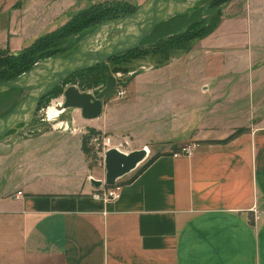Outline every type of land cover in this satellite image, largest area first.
I'll return each mask as SVG.
<instances>
[{"label":"crops","instance_id":"obj_1","mask_svg":"<svg viewBox=\"0 0 264 264\" xmlns=\"http://www.w3.org/2000/svg\"><path fill=\"white\" fill-rule=\"evenodd\" d=\"M84 1L0 0V48L29 44ZM218 9L204 36L166 59L140 58L117 96L126 116L112 119L114 101L103 99L97 121H82L87 132L134 135L146 160L155 155L124 175L118 198L91 194L85 130L29 139L27 159L0 154V264H264V0ZM238 127L247 129L222 140ZM58 140L77 178L53 177ZM182 143L191 152L173 155Z\"/></svg>","mask_w":264,"mask_h":264},{"label":"water","instance_id":"obj_2","mask_svg":"<svg viewBox=\"0 0 264 264\" xmlns=\"http://www.w3.org/2000/svg\"><path fill=\"white\" fill-rule=\"evenodd\" d=\"M199 1L144 0L129 13L100 21L66 54L38 60L15 77L1 81L0 92L21 88L25 93L9 111L0 116V141L24 129L32 120L41 99L70 74L102 63L118 52L137 47L155 24L193 7ZM143 69L144 66L132 70L125 80L109 73L103 86L96 91L80 90L75 84L66 85L62 107L80 108L83 117H96L102 112L103 99L115 92L116 85L125 86ZM67 124L70 126L71 121ZM146 155L145 146L128 151L108 147L103 155V179L91 177L90 180L95 185L112 184L118 177L134 169Z\"/></svg>","mask_w":264,"mask_h":264},{"label":"rangeland","instance_id":"obj_3","mask_svg":"<svg viewBox=\"0 0 264 264\" xmlns=\"http://www.w3.org/2000/svg\"><path fill=\"white\" fill-rule=\"evenodd\" d=\"M115 1L117 0H85L84 1L85 3L83 6L79 8L74 7L69 12L68 18H70L75 13H77L78 10L83 9L91 5L92 3L100 2L99 4H96V5H93V6H90L84 9L85 11L83 10L82 12H79L78 14H76L77 16L75 15L72 18V20H75L77 18L85 20L96 10H102V9H107V8L112 7L113 5L111 6H108V5ZM130 3L134 4L135 6L139 5V4H136L135 2H130ZM219 6L221 5H218V7ZM189 11L190 9L187 10V12ZM179 20L180 19H175V20L171 19L170 21H166V22L167 23L175 22L174 24H178ZM171 26L165 28V30L168 29L167 31L165 30L162 31L164 29V26L160 25L157 28H155L153 31L151 30L149 34L152 37L154 34H158L159 32V33H165L166 36H169L171 34H174L171 28L172 29L176 28V27H171ZM92 28L91 27L85 28L82 31H79L69 36L56 37L52 39L43 48L38 47L39 43H34L33 45L29 46V44L33 42L34 40L33 39L29 44L21 47L18 50H23L25 51V53H31L35 58L45 55V54H51V55L58 54V53H61L62 50L69 45V43L74 41V39H76L77 37L81 38L84 34H86ZM147 44L148 42L146 43L142 42L140 45L138 44L139 45L138 47L144 48ZM11 52L12 51L10 49L0 50V82L8 78H11L13 74H15L17 71L20 70V65L16 64V62L13 63V61L17 60V58H14L11 55ZM131 54L132 52L123 53L119 56L114 57L113 59H109L105 61L102 65L95 66L92 69L85 70V71H77L75 74H73L67 79L66 83L61 81L62 84L57 90H55L54 92L55 94L51 93L50 95H46L41 99L36 109V112L34 116L32 117V120L28 123V125L24 129L0 141V154L5 156V161L9 163V162H13L15 158L17 159L25 158L23 152L26 151L29 148V146H32L35 144V143L28 142V140L31 138H39L43 136L49 137L52 135H59L60 137H62L64 136L63 134H67V133L69 134L71 133L72 130L74 131L76 130L75 133L78 135L84 134L83 130H85L84 131L86 132L85 136L88 138L89 133L86 131V128L82 127V130H81V128L79 127H81L82 121L89 122V123L94 122V121H97V117L85 118L81 115L80 109L78 108H72V107L63 108L62 107L63 98H64L63 93H62L63 87L66 84L67 85L75 84L78 86L80 90L96 91V90H99L103 86L106 75L109 73H114L118 78L125 80L127 76L129 75L130 71H132V68L140 67L139 65L141 63L140 62L141 57L131 58ZM258 65L259 64L257 63V66ZM143 66L144 65H142V67ZM121 86L122 85L118 83L116 85V88L121 87ZM122 87L125 89L126 88L128 89L127 86H122ZM256 90L260 91L259 87H256ZM24 93H25L24 89H21V90L10 89L4 92H0V116L6 113L7 111H9L13 107L15 102H17L24 95ZM117 96H120V94L117 95L116 92H112L108 97L104 98L105 101H109L110 99L111 101L112 100L114 101L112 102V105H111L112 111H113L112 119L122 117L124 115L126 116V114L128 113L127 109L119 108L118 106L120 104L122 106V102L126 98L117 97ZM50 108L57 109V113H56L57 119L55 120L47 119V111ZM60 109L63 112L59 115ZM99 118L101 117H98V119ZM68 121H71L72 124L74 123V125L68 126L67 124ZM94 133H97L98 136H100V138L107 134L111 135V143L113 144H118L123 138H127L129 145H126V146L121 145L120 147L123 150H130L133 148L144 146V143L139 142L138 137L134 135L123 134V133L118 134V133L102 131V130L100 131L98 130V132H94ZM178 138L179 137H176V139ZM176 139L173 141H176ZM146 144L150 145L148 143ZM54 146L60 147L62 149L63 154L61 151H59L58 152L59 156L55 157L54 159L56 163L52 164V166H55L56 168L55 172L61 173V175H57L55 173V176L53 177L64 179V180L65 179L72 180L76 177L75 176L76 174H81V172L78 171L79 164H77V162H75L73 159L71 160V157L69 159L64 160V158H67L66 155H68V153L65 151L64 148H62V146H64V143L62 142V140L61 141L58 140V143L54 144ZM86 146L88 147V153L86 154V163L89 168L88 172L95 177L103 179L104 171H105L104 161H103V144L100 142L97 145V147H95L94 143H89V144L86 143ZM150 154L151 153H149L147 156H149ZM147 156L145 157V159L139 162L138 165L134 169L126 173L125 176H130L133 172H135L143 164V162H145ZM12 167L13 166H10L9 168L7 167L8 169L6 170L7 174H11V176H13V178H11V181L9 182L15 181L16 178L14 176H16L17 173H19L17 169L12 170ZM6 184H7V181H6Z\"/></svg>","mask_w":264,"mask_h":264},{"label":"trees","instance_id":"obj_4","mask_svg":"<svg viewBox=\"0 0 264 264\" xmlns=\"http://www.w3.org/2000/svg\"><path fill=\"white\" fill-rule=\"evenodd\" d=\"M226 1L227 0H200L193 7L189 8L190 9L189 12H187V10H188L187 9L183 12L176 13L173 16H171L170 18H168L167 20H163V21L155 24V26L151 29L153 31L155 28L162 25V26H164V29L162 31H164L165 28L170 27L172 25L171 27H176L173 29L171 28V30L174 32V34L166 36L165 33H159L158 32V34H154L151 37L149 34L150 32H149L139 43V45H140L142 42H145V43L148 42V44L144 48H140V47H138L139 46L138 45L137 47H135L133 49L118 52V53L110 56L109 58H107L105 61H107L109 59H113L116 56H119L123 53H128V52H132L131 58L144 57L147 54L151 53V54H159L163 59H166L170 55V53H172L173 50H175L176 48L183 47L191 39L204 36L206 33H208L214 27V25L217 23V21L219 19L220 12L218 9V5H221V4L225 3ZM99 3L100 2L92 3L91 5L83 8V9L78 10L77 13L72 15L64 23H62L61 25H59L55 29L38 35L33 40V42L29 44V46L33 45L34 43H39L38 47L43 48L52 39H54L56 37H59V36L65 37V36H69V35H72L74 33H77L79 31H82L85 28H88V27L92 28L96 24H98L100 21H102L106 18L121 16L123 14H126V13L133 11L136 8V6L134 4H132L126 0H117V1L108 5V6L113 5L112 7L107 8V9H102V10H96L85 20L78 19V18L75 20H72V18L76 14H78L79 12H82L84 9H86L90 6L99 4ZM213 8H215L217 10H215ZM212 10H213V12H212ZM171 19H173V20L180 19V20L178 21V24H174L175 22H170V23L166 22V21H170ZM167 30H165V31H167ZM79 39H80V37H77L76 39H74V41L69 43V45L66 48H64L61 53H58V54H66L67 52L72 50L76 46L77 41ZM0 50H9V49H1L0 48ZM11 51H12L11 55L14 58H17V60L13 61V63L16 62V64L20 65V70L17 71L15 74H13L11 78H13L16 75L20 74L21 72L25 71L26 69H28L30 66H32L38 60H41V59L46 58V57L58 55V54H53V55L45 54V55H42V56L35 58L31 53H25V51H23V50H11ZM104 62L94 64L88 68H85V69H82L79 71H85V70L92 69L95 66L102 65ZM75 73L76 72L70 74L68 77H66L64 80H62V82L66 83L67 79ZM8 79H10V78H8ZM62 82H60L59 84L54 86L53 89L47 95H50L51 93L55 94L54 93L55 90H57L61 86ZM11 89L12 90L13 89L14 90H21V88H11ZM245 129H247V128L246 127L235 128V130L232 133H230L228 136H226L222 140L230 139L231 137H233L234 135H236L237 133H239ZM94 132H98V130H94L92 127H89V130H88L89 135L91 133H94ZM86 143H87V137L85 135H83V148H84L85 152L88 153V147L86 146ZM154 157H155V155L149 157L135 171V173L137 171H139L140 169H142ZM133 175H131V177Z\"/></svg>","mask_w":264,"mask_h":264},{"label":"built area","instance_id":"obj_5","mask_svg":"<svg viewBox=\"0 0 264 264\" xmlns=\"http://www.w3.org/2000/svg\"><path fill=\"white\" fill-rule=\"evenodd\" d=\"M115 92L117 95L118 94L122 95L124 93V88L122 86L118 87V88H116ZM100 142L103 144V155H104L105 149L108 147L115 146V147L121 149V147H120L121 145L122 146L129 145L127 138H123L118 144L111 143V135H109V134L100 138V136H98L97 133H91L89 135V137L87 138V144L94 143L95 147H97V145ZM192 148H193V144L183 143V144L179 145L177 148H175L172 151V154L173 155L188 154L191 152ZM121 150H123V149H121ZM124 151H128V150H124ZM90 177H95V176L90 175ZM96 178H98V177H96ZM123 180H124V175L118 177L114 181V183H112V184H107V185L105 183L100 184L97 186V188L95 190L92 191L91 194L93 197L100 198L103 200L116 199L121 194V188H122ZM17 193H20V191H17Z\"/></svg>","mask_w":264,"mask_h":264},{"label":"bare ground","instance_id":"obj_6","mask_svg":"<svg viewBox=\"0 0 264 264\" xmlns=\"http://www.w3.org/2000/svg\"><path fill=\"white\" fill-rule=\"evenodd\" d=\"M145 67V66H144ZM7 91V90H6ZM115 91H116V89H115ZM4 92V91H3ZM80 109V108H79ZM51 110H52V108H50L48 111H50L51 112ZM62 110H63V108H62ZM61 109H60V111H59V115L63 112ZM47 111V112H48ZM55 117V116H54ZM59 117V116H58ZM52 119V118H51ZM57 119V118H56ZM53 122V121H52Z\"/></svg>","mask_w":264,"mask_h":264},{"label":"flooded vegetation","instance_id":"obj_7","mask_svg":"<svg viewBox=\"0 0 264 264\" xmlns=\"http://www.w3.org/2000/svg\"><path fill=\"white\" fill-rule=\"evenodd\" d=\"M66 85H67V84H66ZM66 85H65V86H66ZM65 86L63 87V89L65 88ZM62 93H63V90H62Z\"/></svg>","mask_w":264,"mask_h":264}]
</instances>
